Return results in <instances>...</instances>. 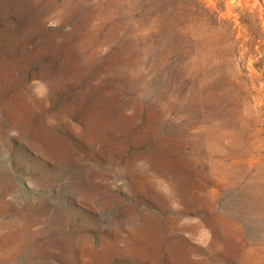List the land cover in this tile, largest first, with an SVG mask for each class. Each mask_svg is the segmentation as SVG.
Listing matches in <instances>:
<instances>
[{
  "label": "rangeland",
  "instance_id": "1",
  "mask_svg": "<svg viewBox=\"0 0 264 264\" xmlns=\"http://www.w3.org/2000/svg\"><path fill=\"white\" fill-rule=\"evenodd\" d=\"M0 264H264V0H0Z\"/></svg>",
  "mask_w": 264,
  "mask_h": 264
}]
</instances>
